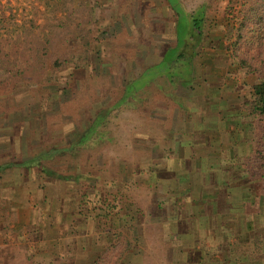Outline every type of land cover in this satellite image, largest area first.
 <instances>
[{"label":"rangeland","instance_id":"1","mask_svg":"<svg viewBox=\"0 0 264 264\" xmlns=\"http://www.w3.org/2000/svg\"><path fill=\"white\" fill-rule=\"evenodd\" d=\"M231 1L180 0L190 13L204 6L206 17L201 37L186 38V43L192 42L195 53L190 65L191 77L183 82L176 77L178 83L172 90V99L163 96V92L160 94L156 87L160 80L165 81V76L155 77L154 82L147 84L152 77L145 75L125 88L145 69L156 65L148 70L154 75L169 68V61L161 60L167 47L177 43V15L167 0H0V33L4 37L7 30L16 29L21 34L19 41L24 40L30 33L22 31L31 26L30 20L36 25L34 33L47 32V17L53 16L49 8L56 9L60 3L78 10L74 26L86 27L92 9L93 19L102 29L95 49L90 50L92 58L85 63L82 60L80 68L64 64L49 85L40 88L27 82L0 83V162L36 157L48 148L50 155L43 162L55 170L54 174L45 176L42 172L33 174L37 170L34 168L26 183L0 186V200L6 197L0 201V264H188L191 245L204 247L206 257L212 251L209 246L225 242L220 232L225 228L220 225L216 235L212 230L222 220L213 219L204 206H197L193 218L189 217L196 236L186 239L188 235L183 231L190 230L191 224L187 210L190 191L186 186L191 182L196 188L202 181L211 190L214 180L206 182L213 175L206 169H203L205 175H199L194 171L184 173L183 168L194 169L191 161L189 164L187 161L191 158L190 151L185 156L187 145L194 138L188 142L187 137L200 131L202 122L197 118L203 112V94L208 96L216 87L229 93L232 100H238L234 108L249 129L246 146L248 153L251 152L253 123L243 105L256 76L245 73L241 65L233 62L231 41L225 34L233 33L242 4L235 6L238 14L234 16L227 11ZM62 13L64 10L58 15ZM259 41L257 37L250 45ZM8 47L5 45L6 50ZM187 62L178 61L179 71L188 70ZM19 65L24 69L26 63L20 61ZM47 66L50 74L51 66ZM178 68L175 65L174 69ZM164 84V91H169L166 81ZM124 88L130 96L132 91L144 92L135 95L136 99L126 93L119 100L122 105H115ZM100 115L105 117L98 124ZM92 124L94 144H76ZM88 134L86 139L90 138ZM52 145L57 147L51 150ZM171 145H176L178 155L172 154L175 159L170 156ZM159 162L166 163L163 175L158 178L149 175L150 170L164 164ZM244 165L245 179L255 185H252L255 195L249 196L254 203H244L239 219L229 220V226L235 230L230 238H236L240 248L264 264V180L249 179ZM209 169L215 173L218 167ZM5 173L4 178L9 182L17 178L13 168ZM22 175L25 178L24 172ZM117 189L124 193V201L117 200L114 209L103 208L102 194L106 193L110 199L115 197ZM199 191L198 188L195 193ZM48 195L56 198L54 202L51 199L46 204L42 202L50 213H34L28 229L24 228L26 224L21 225L22 230L13 227L18 215L6 199L19 196L25 204L29 196L38 202ZM207 198L203 194V199ZM60 206L61 210L57 211ZM67 208L73 213L65 211ZM249 217L252 222L248 227ZM21 218L28 220L24 213ZM81 222L84 226L79 225ZM44 229L46 234L41 233ZM84 229H87L85 238ZM36 239L44 240L40 243L44 249L52 248L50 257L38 256ZM124 239H132L133 247L121 255ZM184 248L187 249L183 251Z\"/></svg>","mask_w":264,"mask_h":264},{"label":"trees","instance_id":"2","mask_svg":"<svg viewBox=\"0 0 264 264\" xmlns=\"http://www.w3.org/2000/svg\"><path fill=\"white\" fill-rule=\"evenodd\" d=\"M167 1L175 10L177 15V43L174 47H167L161 60L164 62V60L167 59L170 64L168 66L169 68L160 72L158 70V72L154 75L149 74L148 72L151 67L147 70L145 69L136 80L129 82L125 88H127L131 83L140 80L141 77L145 75H151L152 77L150 80H147V84L154 82L156 79L153 78L155 77L160 79L162 76H165V81L169 86V91H164V87L166 85L164 84V79L160 80L159 85L156 87H158L160 94L163 92V96L173 99L172 90L178 83L176 77L181 79V82L189 80V77H191L189 75L192 72V67L190 68V65L192 64L195 53L192 47V42L186 43V38L192 36V38L197 37L196 39L198 40V38L201 37L204 28L203 22L206 17V10L205 7L202 6L197 11L190 13L186 10L185 6L182 5L180 0ZM238 3L242 4L241 9L239 10V17L236 16L238 13L235 9V6ZM63 4L65 6H63ZM63 4L60 3L56 6V9L49 8V11L53 13V16L47 17L48 22L45 26L49 29L47 32L34 33L36 25L34 24V21L30 20L29 22H31V26L22 31L25 34H30L28 36L25 35V39L22 41H19L21 34L18 33L16 29L10 31L7 30L6 37L3 36L2 32L0 33V70H4L0 72V79H3L0 80L1 84L8 81H13L15 84L19 82H27L43 88V86H47L55 80L57 73L64 64L80 68V66L82 67V65H80L82 60H84L85 63V60L89 61L92 58L90 56V50L92 51L95 49V44L99 41L98 35L102 30L100 25H98V21L93 19L91 15L92 9L87 15L88 20L86 23L89 24L86 27L81 24L74 26L75 14L78 10L72 9L70 5H66V3ZM63 10L64 13L62 14L64 15L59 16V11L63 12ZM227 11L233 13L237 18V25L233 29V33L226 32L225 34L231 41L230 46L233 50V62H237L241 65L245 73L254 74L256 76V81L250 86V90L248 91L249 95L243 105V107L248 110V116H251V122L253 123L252 129L254 130V133L249 140L251 143V152L246 156L244 163L247 167L246 172L249 179L260 177V179L264 180V0H232L227 6ZM182 19H184L183 21H186L187 23H183V21H181ZM183 29L185 30L184 33L182 32ZM195 32H197V34ZM257 37H260V41L251 46L250 44H252V41ZM7 44L9 45L8 50L5 49V45ZM184 47H189L188 51L181 50V48ZM184 59L188 60V70H184L182 72L179 71L181 68H178L179 64L177 63L178 61H182ZM20 61H24L26 63L24 69L19 67ZM47 64L51 66L50 70L52 72L50 74L47 72ZM175 65H177V70L174 69ZM155 66L152 68H155ZM125 88L123 92L120 90L121 96L117 99L115 105L121 104L119 103V100L121 101L126 93V95L130 98L144 92L132 91L133 96H130V92L125 90ZM13 90L14 88H12L11 92H13ZM6 94L9 95L10 93L6 92ZM149 96H151V93ZM2 99H4V97H2ZM104 117L105 115H100L98 117V124L101 123V119ZM94 129L95 128L92 124L89 131H86L76 144L80 145L88 142H92L91 144H94L95 139L92 136ZM89 132L91 134L90 138L86 139V136H89ZM82 139L85 140L83 141ZM76 144L73 145V148ZM51 147V150H54L57 146L52 145ZM41 152L42 153L40 155H36V157L32 160L33 162L36 161L35 165H40L39 169L33 171V174L39 175L42 172L45 176H50L54 174L55 170L50 168V166H46L43 162V159L50 155L49 149L47 148L45 151L42 150ZM37 157H39L38 160ZM32 161H30V159L21 160L18 158L15 163L22 165L25 169H28L30 168V163ZM13 163L14 162H9L7 166L13 165ZM32 165L35 166L34 164ZM2 166L3 163L0 162V168H2ZM165 171L166 169L164 172ZM173 173L175 174V172ZM24 174H32L31 169L29 173L26 171ZM149 175H155V177L158 178L163 175V171L152 169L150 170ZM113 195H115V197L113 196L110 200L108 199L109 197L106 193L102 194L104 198L103 208L107 206L108 208L112 207L114 209L117 200H119V202L124 201V193L121 190L117 189L116 193ZM129 231L131 233V237L133 238L132 231L130 229ZM132 245V239H124V243L120 251L121 255L125 252V250L132 248Z\"/></svg>","mask_w":264,"mask_h":264},{"label":"crops","instance_id":"3","mask_svg":"<svg viewBox=\"0 0 264 264\" xmlns=\"http://www.w3.org/2000/svg\"><path fill=\"white\" fill-rule=\"evenodd\" d=\"M213 85L214 84H211L209 86ZM217 89V87L214 88L213 91L208 94V96L206 94H203V112L200 116L201 118H197L202 122L199 127L200 131L195 132V134H191V137H187L188 139H190L188 140V142H190L193 138L194 140L187 145V151L185 153V156H187L190 151L191 158L187 161L188 164L191 161V165L194 167V169L188 170L187 168H183L184 173H190V171H194L198 172L199 175H205V170L203 169H206V171H211L213 175L207 178L206 182L208 180H214L211 182L213 184V187L211 190L207 189L203 185L204 183L202 181L199 182L196 188H193L191 182H189V185L186 186V189L188 188V190L190 191V201L187 198L186 199L188 203V220H190L191 224L189 226L190 230H184L183 232L184 234L188 235V237H186V239L188 240H191L189 236H191L192 238L196 236V231H194L195 227H193L192 223L193 220H191L193 218L192 215L194 214V210H198L197 206H201L202 208L204 206V211L209 214L212 213L213 219H216V221L217 219L220 221L222 220V224L218 223L217 225L213 226L212 230L215 231L216 235V232L221 229V226L225 228L222 229V231L220 230L222 235L225 236V242L220 243L221 241L215 240L218 242L213 243L212 246H209L211 247L212 251L206 256L207 258L204 257V247H196L191 245L189 254L187 256V258H189V260L191 261L188 264H262V261H257L255 259L257 256L254 257L255 255H251L249 251L245 250L242 247L240 248L241 243L237 245L238 242H236V238L234 239L235 241L230 238L231 235H233V231L235 230L234 227L229 226L228 222L233 217H236L237 220L239 219V213L240 211H243L244 203H247L248 205L254 203V199H252L253 201L250 200L249 196L255 195V191L253 190V186L255 185H253L254 182H251L248 179L246 180L244 177L245 165L243 159L247 156L248 153L246 141L249 139V129L245 125L240 112H238L237 108H234V106L236 107L238 100H232L229 93L226 92L225 94L224 90L219 91ZM211 108H214L215 111L211 112ZM170 152L171 158H173L174 155H178L176 145H171ZM36 155H39V153ZM29 159L30 161H32L34 159V155H31ZM168 161L169 160H167V162ZM160 163L164 162H159V164ZM32 164L35 165V163L32 161L30 163V168L28 169L23 168L22 165L19 164H13L9 166H7L8 163L3 164L2 168H0V172H2L0 178V186L2 184L6 186L7 184L11 185V183L13 185H22L24 182L26 183L29 178L31 179V175L24 174V178L22 175L23 172L25 173L27 171L29 173L30 169L32 171L34 170V168L39 169L40 167V165L33 166ZM165 165L166 163L158 165L156 169L164 171ZM209 167H218V169L214 173V171H212L213 169L211 170L209 169ZM9 168H13V170L17 172V178H14L13 182H9L8 179L5 180L4 178V176H6V173L5 175L3 173ZM173 170H176V168H174ZM215 174H217L216 177H214ZM1 179H3L4 182H2ZM198 188L200 191L198 192V194H196L195 192ZM203 194L208 195L209 198L204 200ZM195 195H198V198ZM48 196H45L44 198L42 197L40 200H38V202L33 201L32 197L29 196V199L24 202L25 204H23V201L21 200L22 198L19 196L12 199H6L11 201V210H14L15 214L17 213L18 215L16 222L12 223L13 227H19L22 230L21 225L23 226V224H26L24 228L28 229L32 225V215L34 213H41V215L50 213L49 210L45 209L42 206V202L44 201L43 204H46L50 199L54 202L56 201V198L50 197V195ZM5 198L1 197V200H5ZM39 201H41V203ZM61 206L58 207L57 211L61 210ZM55 209L56 208L54 207V211H56ZM70 210L71 209L67 208L65 211ZM23 213L27 215V221L25 219L21 220V214ZM69 213H73V211H70ZM159 215L161 214L159 213ZM79 220L82 221V219L78 218V221ZM251 222L252 220L249 217V221H247L248 227L251 225ZM79 225L84 226V223L81 222ZM192 227L193 231L191 229ZM24 228L23 230L26 231V229ZM178 232L180 233L181 230L179 229ZM41 233L46 234V230H42ZM82 233L85 238L87 229H84ZM24 234L27 236L29 235L28 232H25ZM77 235V238L80 239L79 231ZM246 241L247 239H245V242ZM43 242L44 240L36 239V244H38V256L46 259L50 257L48 255L52 253V248H47L50 250H48L47 252V249H44V247L41 246ZM78 248H80V246H78ZM185 249L187 248H184L183 251ZM80 250L82 249L80 248ZM44 264H46V262Z\"/></svg>","mask_w":264,"mask_h":264}]
</instances>
